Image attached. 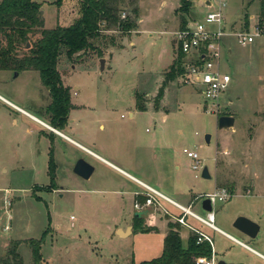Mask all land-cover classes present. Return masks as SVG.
Returning a JSON list of instances; mask_svg holds the SVG:
<instances>
[{
	"label": "rangeland",
	"instance_id": "obj_1",
	"mask_svg": "<svg viewBox=\"0 0 264 264\" xmlns=\"http://www.w3.org/2000/svg\"><path fill=\"white\" fill-rule=\"evenodd\" d=\"M33 1L41 4L45 29L72 25L82 3L65 0L57 7L55 0ZM202 1L191 0L187 22L203 19L206 9ZM178 7L179 0H123L121 14L126 18L137 11L136 26L130 33L103 31L91 41L94 50L72 60L61 51L57 70L76 110L70 112L68 121L77 123L75 133L65 128L62 132L84 145L88 143L82 140L83 135L108 145L105 140L111 141L108 132L112 128L116 136L126 130L132 140L127 141L130 152L122 156L134 160L133 151L141 162L140 172L160 181L163 188L159 190L167 195L174 192L189 199L227 189L229 201L213 207L214 225L264 254V38L247 47L238 45L232 36L224 38L220 67L231 82L218 114L206 111L204 105L211 110V103L182 85L179 76L166 86L155 109V97L168 71L163 70L171 58L172 64L177 60L174 34L181 27ZM224 15L226 29L252 32L258 21L259 0H227ZM102 59L108 60L103 71ZM0 95L49 126L44 111L50 99L36 72L15 77L13 72L0 71ZM136 96L145 111L136 110ZM221 116L234 118L232 129L218 128ZM49 135L38 123L0 102V264L14 243H18L22 264H33L28 241L39 240L45 231L42 264H139L157 257V235L117 237L115 228L133 222L132 206L125 203L129 214L123 215L119 204L104 203L106 195L98 192L104 185L97 173L89 180L73 174L78 159L98 165L96 160L58 137L53 143L56 170L55 189L51 190ZM184 149L198 154L209 171V180L191 170L192 161L183 154ZM167 208L172 215H180L170 205ZM192 211L206 216L200 201L194 202ZM238 217L259 224L257 244L233 229ZM155 218L167 228L166 217L155 214ZM187 221L210 235L218 261L264 264L220 233ZM186 233L180 229L184 245Z\"/></svg>",
	"mask_w": 264,
	"mask_h": 264
},
{
	"label": "trees",
	"instance_id": "obj_2",
	"mask_svg": "<svg viewBox=\"0 0 264 264\" xmlns=\"http://www.w3.org/2000/svg\"><path fill=\"white\" fill-rule=\"evenodd\" d=\"M64 1L55 0L53 4L61 7ZM122 3L123 0H82L79 16L72 25L45 29L44 19L40 13V3L33 0L0 1V71L18 74L33 71L38 74L41 85L48 92L50 103L45 107L44 112L48 117L49 126L54 130H63L67 125L70 112L74 110L69 89L63 86L57 70L61 51L64 50L66 58L72 60L87 51L94 50L91 41L100 37L103 31L116 29L130 33L136 26L137 11L133 10L134 17L121 19ZM191 7V0H179L176 12L180 14V29L187 25L185 16L188 15ZM257 25L264 31V0H259ZM27 44L29 47L26 49ZM182 60L183 56L179 53L176 62L171 64L167 73L164 74L162 85L155 97V109L163 98L166 86L174 77L181 75ZM135 108L139 112L146 109L138 96L135 98ZM51 135H49L51 147L47 172L53 191L56 164L53 158ZM132 226L136 233L147 234L156 231L155 228L143 226V220L138 217L133 218ZM167 228L161 255L139 264H195L198 257L210 256L208 245H197L195 235L191 233L188 235L184 247L180 237L181 227L168 221ZM45 236L46 231L39 240L28 241L33 264H42L40 251ZM17 249L18 243L12 244L7 252V258L1 264H22Z\"/></svg>",
	"mask_w": 264,
	"mask_h": 264
},
{
	"label": "built area",
	"instance_id": "obj_3",
	"mask_svg": "<svg viewBox=\"0 0 264 264\" xmlns=\"http://www.w3.org/2000/svg\"><path fill=\"white\" fill-rule=\"evenodd\" d=\"M206 9L202 20L188 21L183 29H179L174 34L176 53L183 56L182 73L179 80L182 85L189 86L203 97L205 102L211 103V110L207 104L204 109L210 113L218 114L222 97L228 91L231 78L228 74L222 73L220 61L224 50V38L232 36L238 45L247 47L254 43L257 38H264L257 23L252 27V32L238 31L231 32L225 27L224 12L227 8V0H203ZM121 19H125V14H121ZM228 51H230L228 49ZM59 134L57 131L55 132ZM183 154L192 161L191 170L202 173L203 165L198 154L184 149ZM144 207L151 208L152 212L162 214L169 222L178 224L190 234L196 236V244H206L210 249V256H202L196 259L195 264H217L218 259L214 249L212 238L196 225H191L187 219H191L201 226L213 232H220L214 225L213 207L217 203H226L231 198L230 192L225 188H219L212 193L199 195L194 198V202L209 200L211 212H205L206 216L201 217L192 211L191 206L182 205L168 199L153 189H146ZM165 202L172 208L179 211V216L172 215L168 209L163 207ZM136 210H141L142 206L135 204Z\"/></svg>",
	"mask_w": 264,
	"mask_h": 264
},
{
	"label": "crops",
	"instance_id": "obj_4",
	"mask_svg": "<svg viewBox=\"0 0 264 264\" xmlns=\"http://www.w3.org/2000/svg\"><path fill=\"white\" fill-rule=\"evenodd\" d=\"M41 10H43V9H41ZM43 16H44V11H43ZM104 60H105V64H106L108 62V60L107 59H104ZM171 64H172V58H171L170 64L163 71L169 69ZM162 76H163V72H162ZM162 82H163V80H162ZM147 95L149 96V94H147ZM0 102L3 103L4 105L9 106L10 108L14 109L18 113H21L22 115L30 118L31 120L35 121L40 126H42L45 130L49 131V133L54 136L52 138V148L54 147L53 146L54 138L58 137L61 140H63L64 142H66L67 144H70L71 146H74L75 148H77V149L87 153L91 157H93L96 160V162L98 163V165H95V164H92L91 162L86 161L87 163H89L94 168V171H93V173L89 179H91L95 173L98 174V177L99 176L101 177L104 187H103V189H100L98 192L100 195H103V196L106 195V197H103L104 203H106L108 201V203L119 204L120 205L119 209L121 211V214H123V215L129 214V212H127V208L125 206V203H126V205L127 204L131 205L132 206L131 207L132 211L130 212L131 215H134V216L140 215L141 219L143 220V226L152 227V228L156 229L155 232L147 233V235L154 234V235L158 236L159 245H160L159 246V252L155 253L154 255H158L157 257H159L161 255L162 248H163V239L167 233V228L163 225V223L160 220L155 218L156 213L152 212L151 208L143 206L144 205L143 199H145L144 195L147 192L146 189L147 188L153 189V190L157 191L158 193H160L161 195L167 197L168 199L182 205L183 207L191 206V208H192V206L194 205V198L189 197V199H186L183 197V195L175 194L174 192H172L170 195H174V196H176V198H172L170 195H167L166 193L161 192L159 190V188H163V185L161 184L160 181H158L156 179H152L153 177H150V176L140 172L139 164H141V162L138 159V157L136 158V154H134L133 151H132V154L134 156V160L133 159H130V160L125 159L122 156L123 155L122 153L128 154L130 152V149H129V152L127 153V148H128L127 147V141L132 140V135H130L128 132H126V130H124L123 135L120 136V134L119 135L117 134V136H116V131H114V129L112 128L111 131L108 132V134H109L108 136L112 137L111 141L105 140V142H107V143L109 142L108 145L110 147L107 144H105V143L103 144V143L99 142L97 139H91L89 136H86V135L82 136V140H86L88 145H84V144L80 143L79 141L71 138L70 136L64 134L62 132V130L59 132L57 131L59 134L52 132L49 129L50 127L45 122L40 121L38 118L31 115L27 111L21 109L20 107L14 105L13 103L8 101L7 99H5L1 95H0ZM72 111H76V110L74 109ZM72 111H71V113H72ZM129 118H133V114L130 113ZM75 125H77L76 121L73 119L72 120L70 119L68 121L67 125L65 126L64 130L75 133L76 132L75 127H74ZM99 128L104 131L103 126H100ZM50 147H51V143H50ZM133 149H134V151H137L138 147H136V145H135V146H133ZM115 150H118L120 152L116 153ZM154 158H156V157L154 156ZM54 162H55V159H54ZM131 172L137 173L139 175V177L133 175ZM143 179H145L146 181H148L150 183H153V185L148 184ZM131 182H133V184H134L133 186L130 184ZM107 197L112 198V200H111L112 202L109 199H107ZM135 204L141 205L142 209L136 210L134 208ZM162 205H163V207L168 209L167 203L163 202ZM134 216H131L132 219ZM181 229L183 231L184 228H181ZM218 230L220 231L218 233L223 235L230 242L237 244L241 249L248 251L249 253L255 255L256 257H258L259 259L264 261V254L263 253L259 252L255 248L243 243L242 241L235 238L233 235L226 233L224 231H221L220 229H218ZM114 232L116 233L117 237L121 238V239L128 238V237L132 236L134 233H136L133 231L132 223L128 226H125L124 228L117 227V228H115ZM236 232H238V231H236ZM137 234H142V233H137ZM188 234L189 233L187 232L186 233V240L188 238ZM238 234L242 235L239 232H238ZM143 235H146V234H143ZM242 236H244V235H242ZM180 237L182 240L183 239L182 234H180ZM254 242H256V244L258 243V241H256V240H254ZM186 243H187V241H186ZM182 245L184 247L186 246V244L185 245L183 244V241H182ZM262 246H264V245H262ZM258 248L262 249L264 247L261 248L260 246H258ZM215 253H216V250H215ZM216 256H217V253H216ZM157 257H155V258H157ZM231 263L233 264L232 261L229 262V264H231ZM234 264H240V262L234 261Z\"/></svg>",
	"mask_w": 264,
	"mask_h": 264
},
{
	"label": "water",
	"instance_id": "obj_5",
	"mask_svg": "<svg viewBox=\"0 0 264 264\" xmlns=\"http://www.w3.org/2000/svg\"><path fill=\"white\" fill-rule=\"evenodd\" d=\"M40 13L41 15L43 14L42 11H40ZM26 47H28V44L26 45ZM104 67H105V60L102 59L100 60V70L103 71ZM14 76L17 77L18 73L15 72ZM234 123H235L234 118L230 116H221L217 120L218 128L223 130L232 129ZM49 129L52 132H56V130H54L51 127ZM205 142L209 143L208 136L205 137ZM93 171H94L93 166L87 163L84 159H78L73 167V174L83 180H88L91 177ZM201 177L206 180H209L211 178L209 171L206 167L203 168ZM202 209L204 211L211 212L212 209L209 200L206 199L202 202ZM134 217L141 218L140 215H135ZM232 227L250 240H254L260 231V227L257 223L245 217L236 218L235 221L233 222ZM217 264H228V263H225L224 261H218Z\"/></svg>",
	"mask_w": 264,
	"mask_h": 264
},
{
	"label": "flooded vegetation",
	"instance_id": "obj_6",
	"mask_svg": "<svg viewBox=\"0 0 264 264\" xmlns=\"http://www.w3.org/2000/svg\"><path fill=\"white\" fill-rule=\"evenodd\" d=\"M67 123H68V121H67ZM258 225H259V224H258ZM259 227H260V226H259ZM259 233H260V231H259ZM259 233H258V234H259ZM257 236H258V235H257ZM256 238H257V237H256ZM256 238H255L254 240H256ZM247 239H248V238H247ZM249 240H250V239H249ZM254 240H251V241H254Z\"/></svg>",
	"mask_w": 264,
	"mask_h": 264
}]
</instances>
